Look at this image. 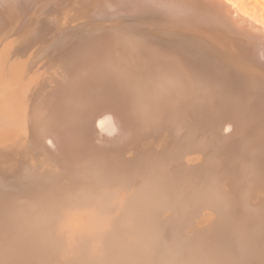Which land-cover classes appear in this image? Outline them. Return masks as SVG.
<instances>
[{"label": "bare ground", "instance_id": "obj_1", "mask_svg": "<svg viewBox=\"0 0 264 264\" xmlns=\"http://www.w3.org/2000/svg\"><path fill=\"white\" fill-rule=\"evenodd\" d=\"M36 1L37 0H0V44L5 43L8 39L10 40L11 37H15V36H17V39L20 42H25V43L27 42V40L32 41L35 39L36 40L38 39V41L39 40L42 41L41 38L46 37L45 32L47 29L50 28L49 26L52 25L53 22L56 23L54 25V27L57 24L60 26V23L62 22V20L64 18H69L70 12L72 13L71 15L73 16V15H76V14H79L82 12L85 13L86 12L85 7H88L90 9V0H51V1L40 0V5L38 8V10H39L38 12H40V14L37 15L36 19L30 20V16H31L30 14H32V16H34V13L32 11L33 7L31 8V6L34 5V2H36ZM63 3H66L67 6L64 5ZM94 3H96V4L98 3V8L96 7L92 11H87V12L92 13V15L95 16V20H97V23L103 21L104 24H101L100 26H98L92 30H90L88 28L90 31H87L83 34H80L79 36H78V34H76L77 36H75V34H73L74 33L73 31H72L73 33L72 32L70 33V31H69V35L64 34L65 36L62 37V36H60L61 33L59 34V32H58V34L54 37V39L48 44H45V43L43 44V42L47 41V39H46V41L44 39L43 42L40 45H38V47L35 50V53L32 57L33 59L30 61V69L27 68V70H26L25 81H24V88H25L24 93L22 94L18 91H16V92L13 91V92H11L13 94L9 93L7 96H0V118H2V119L9 118V120L11 119L12 124L13 123L17 124L18 123L17 120H19V118H21V117L25 118L24 125L27 128V131H26L27 132L26 133L27 139H26V144H25V147H27L26 149L32 150V152L37 153L41 157H44V160L49 161L53 165V167L55 166L56 168L57 167L62 168L70 174L82 175V176H88V177L93 176V175H96V176L99 175V176H102L104 179L106 177H107V179L108 178L110 179V177L113 176L111 178V179H113L115 177L117 178V176H118V178H121V175H124L123 174L124 170H128L130 168L133 169V167H136V165H134V160H133V162H131L132 160H130V158L132 157V155H131L132 151L130 153L131 156H129V155H128L129 157L125 156V152L127 150L128 151L130 150L129 146L131 145L133 148L134 143H136L138 140L142 141V139H145V137L150 136L151 134H152V142H153V140H154L153 136H154V134H156L154 132H156L157 130H159L162 127H168V129H165V131L167 130V133L169 131V127L173 128L171 130L176 131L175 135H177V137L178 136L183 137L181 135V131H182V133H184L183 132L184 129H185V132L188 131L189 126H195L197 128V126L202 122V120L204 121V119H205L206 123H204V122H202V123L206 124L208 126V128L202 124V126H204L206 128V129H202L203 133L204 132L207 133L206 130L208 129V131L210 132L209 136H211V138H214L215 133L218 132V125H219L220 126L219 130H221L220 131L221 135L218 134V136L216 138L217 139L219 138L218 140L221 142L220 144L221 145L223 144L225 146L226 144L228 145V143H233L237 138L238 139L243 138L244 140L247 138L249 140L248 136H250V134L253 132L255 133V129L260 128L261 123L262 122L264 123V22L261 21L260 19L256 18L255 16L251 15L246 10H244L239 2H237L235 0H231V3L229 2V0H94ZM53 4H56V8H54L55 6L54 7L51 6L50 9L46 10L49 5H53ZM54 9H58L57 13L55 11V15L53 14L54 17H52V18L43 17V15L47 14L50 10H54ZM78 16L79 15H77L75 17H78ZM13 20L16 21V25L14 28H11L8 26V24ZM88 20H89V18H88ZM110 20H112V21H110ZM103 22H101V23H103ZM74 24L72 26H74ZM57 26H56V28H58ZM52 28L53 27H51L50 29L53 30L54 28L53 29ZM62 32H63V30H62ZM50 33L51 32H49V34ZM44 34H45V36H44ZM48 35H47V37H48ZM50 37H51V35H50ZM29 44H30V42H29ZM33 44H35V43H33ZM31 45H32V42H31ZM33 47H34V45H33ZM5 48H6V46H5ZM21 48H23V47H21ZM29 50H31V49H29ZM7 53H8V51H7ZM12 53H14V52H12ZM28 53H30V52L28 51ZM11 73H13V72L11 71ZM14 84H16V83H14ZM14 84L7 82L6 86H10V85L12 86ZM17 84H18V82H17ZM1 91L2 90H0V92ZM204 117H206L207 119ZM6 124H8V123L6 122ZM202 126H199V127L202 128ZM193 128H192V130H193ZM163 130H164V128H163ZM202 130L199 129V132L200 131L202 132ZM172 131H171V133L170 132L169 133L172 134ZM199 132L197 131L198 134H199ZM159 133H161V132H159ZM189 133H192V132H189ZM189 133H187L188 134L187 136L184 134L186 136V138L189 136ZM158 134H156V135H158ZM164 134L165 133H163V135ZM172 135H174V133ZM251 136H254V135L251 134ZM164 137H166V136H164ZM167 137H168V135H167ZM195 137H193V139H195ZM154 138H155V136H154ZM202 138H203V136H202ZM173 139L171 138L172 141H173ZM205 139H210V137H208V138L205 137ZM233 139H235V140H233ZM241 139H239V141ZM247 139H246V142L248 141ZM146 140H147V138H146ZM250 140H251V137H250ZM250 140L247 142V144L250 142ZM198 141L200 143V140H198ZM148 142H146V145ZM163 142L161 144H165ZM183 142H185V141H183ZM210 142H212V141H210ZM236 142H238V141H236ZM236 142H234V145ZM246 142H244V143H246ZM157 143H159V142H157ZM169 143H170V141H169ZM169 143L167 145H169ZM173 143H174V141H173ZM188 143L189 142H187V144ZM191 143H192L191 140L189 143L190 145H187L185 142V144L187 145L185 148V151H188L189 147H192L195 150H197L199 148L198 147L196 149V146L199 143H196V144L193 143V145L194 144L196 145L195 148L191 145ZM238 143L242 144L243 142H238ZM250 143H252V141ZM250 143L248 145H245V146H249ZM204 144H207V142L205 141ZM216 144H219V143H216ZM142 145H144V144L142 143ZM173 145H176V144L174 143ZM184 145L182 147H184ZM200 145L203 146V143H201ZM211 145L212 144H210V146ZM23 146H24V144H23ZM152 146H154L153 143L151 145L152 149L147 147V149H145L143 151V155L139 154L137 152V150L134 148L133 149L134 152L138 153V154L137 153L134 154V152H133L134 158H135L136 154L138 155V157H141V155H142L143 156L142 159L140 158L141 160L140 161L138 160V161L139 162H143V160L145 161L146 158H148V156L151 155L150 153L153 150ZM159 146H160V144H159ZM208 146H209V144H208ZM224 146H221V148L222 147L224 148ZM236 146L239 147L240 145H236ZM161 147H162V145H161ZM163 147L165 148V146H163ZM171 147H172V144L170 145V148ZM174 147H176V146H174ZM179 147H177V148H179ZM205 147L206 146L204 145V148ZM215 147L216 146L214 145L212 150L215 149V151H216L217 147L216 148ZM228 147H230V145ZM167 148H168V146H167ZM225 148L228 151L227 146ZM243 148H244V145L242 147H239V149L243 150V151L240 150L239 153L241 151L244 152L245 150L248 149L245 147L246 149L244 150ZM139 150H138L139 152H142L140 148H139ZM168 150H169V148H168ZM198 150H200V149H198ZM219 150L220 149H218V151ZM161 151H163V150L161 149ZM192 151H190V152H192ZM230 151H232V149ZM230 151L228 153H231ZM158 152H160V151H158ZM171 152H173V150ZM182 152H184V150ZM220 152L221 151H219L218 153H220ZM223 152H221V153H223ZM153 153H155V152H153ZM174 153H175V151H174ZM195 153H196V151L194 152V154ZM202 153L204 154L206 152H202ZM207 153H209V152L207 151ZM148 154H150V155H148ZM189 154H191V153H189ZM225 154L226 153H224V156H225ZM30 155H29V157H31ZM38 155L36 157H38ZM165 155H163V156H165ZM169 155H171V154H168V156ZM182 155H183V153H182ZM240 155H241V153H240ZM173 156H172L171 160L169 159L170 162L168 161V169L172 170L173 172L176 171L174 174H180V175H178V176H180V179L183 178V176H185V174L193 173V172H191L192 170L190 169V168H192V165L189 168L190 164L187 165L188 161L184 160V159H187V157L184 158L185 155L183 156V161H181V162H178L179 160L175 159V157L173 158ZM203 156H205V155H203ZM209 156H212V155L208 154L207 157H209ZM234 156H236V154H234ZM247 156H249V154ZM160 157H162V155ZM166 157H167V155H166ZM207 157L205 156V158H207ZM213 157L215 158V155ZM219 157H223L222 154ZM240 157H238V159L237 158L236 159L241 160V159H239ZM244 157H243V159H244ZM211 158H210V160L207 158V161L209 160L208 162H210V161L213 162L215 160V161H218V163H220L223 160L222 159L219 162V159L216 160L217 159L216 158V159L211 160ZM158 159H160V158H158ZM158 159H157V161H158ZM202 159H203V157H202ZM202 159L200 162L201 164H202ZM230 159H228V160L231 161ZM38 160H40V159H38ZM225 160L222 161V163L224 162V164H225ZM262 160H264V158ZM138 161H136V162L138 163ZM166 161L167 160L165 158V162ZM215 161L213 162L214 163L213 165H215V163H216ZM155 162H156V160L154 161L153 158L150 159V157H149V161L145 162V163L149 164L147 166L145 165L149 169V171H151L153 168H156V166H154L156 164ZM159 162L161 163L162 161H159ZM43 163H44V161H43ZM218 163H217V165H218ZM226 163H227V161H226ZM250 163H251V161H250ZM36 164H37V162H36ZM30 165H28V166H30ZM139 165L140 164H137V167H139ZM143 165H144V162H143V164H141V166H143ZM196 165H197V163L194 162L193 169L195 168ZM202 165H204V164H202ZM220 165H218V166L220 167ZM243 165H246V164L244 163ZM251 165H252V163H251ZM161 166H162V164H161ZM237 166H239V165H237ZM246 166H248V165H246ZM32 167H34V166H31L29 168L32 169ZM210 167L212 169V165H210ZM3 168L5 169V167H3ZM9 168L7 167V169H9ZM21 168H19V172L20 173L23 172L25 175L24 174H22V175L26 177L27 176L26 172H28L29 168L26 167V168H28V170L24 169L25 171L27 170L26 172H24V171L21 172L20 171ZM38 168H40V167L38 166ZM165 168H166V166H165ZM224 168L225 167L223 166V171H224ZM228 168L230 169V167H228ZM46 169H48V168H46ZM132 169H131V171H133ZM144 169H146V168L144 167ZM159 169H160V166L158 165L157 170L159 171ZM201 169H203V167ZM248 169L249 168H247L245 170V174L248 172ZM260 169L262 170V168H260ZM220 170H221V168H220ZM225 170H226V168H225ZM32 171H36V170L34 169ZM32 171L30 170L29 173L32 174L31 173ZM230 171H229V174L232 173ZM249 171H251V170L249 169ZM11 172L14 173L13 170ZM11 172H9L8 175H10ZM41 172H43V170L40 171V173ZM140 172H141V170L139 171V174H140ZM194 172H196V174H197V170L196 171L194 170ZM199 172H201V171H199ZM202 172H203V170H202ZM254 172L255 171H253V174H254ZM3 173H4V176L7 178L8 175H6V174L8 172L6 174H5V172H3ZM29 173H28V177H29ZM133 173L134 172H132L130 174H133ZM143 173H145V172L143 171ZM206 173H207V171H206ZM236 173H237V171H236ZM193 174H195V173H193ZM199 174H201V173H199ZM220 174L222 175V173H220ZM225 174H226V172H225ZM227 174H228V172H227ZM232 174H231V176L230 175L229 176L232 177ZM250 174H247V175L250 176ZM18 175H16V177ZM127 175H128V173H127ZM134 175H136V174H134ZM236 175H238V174H236ZM4 176H2V177H4ZM124 176H126V175H124ZM129 176L132 177V175H129ZM156 176L157 175H155L153 177H156ZM160 176H161V174H160ZM201 176H203V175H201ZM206 176H207V174H206ZM25 177H23V179ZM140 177L142 178V176H140ZM153 177H151V181H153L152 180ZM171 177H169V176L166 177V175H164V182H166V183L171 182V181H169V179ZM192 177H194V175ZM207 177H210V176H207ZM222 177H220V179ZM239 177H237V178L240 181ZM251 177H252V174H251ZM20 178H21V174H20ZM173 178H172V180H173ZM252 178H254V177H252ZM255 178H257V177H255ZM3 179H5V178H3ZM14 179H15V177H14ZM16 179L18 180L19 178H16ZM134 179H135V177L133 179H130V180L128 179V180L133 181ZM142 179H144V177ZM149 179H150V177H149ZM183 179H184L183 181H185V178H183ZM189 179H190V177H189ZM224 179L225 178H222V180H224ZM5 180L4 181L0 180V195H3L2 193L6 192L5 189L10 188L8 190H12V188H16V187L19 188V186L23 187V186H26V184H28V182L26 184L24 183L26 181H23L21 183H17V182H13L15 180L12 179L13 183H10L11 180L8 179L9 182H8V180H7V182ZM26 180L28 181V178ZM29 180H30V178H29ZM95 180H96V178H95ZM123 180H124V178H123ZM191 180L194 181L193 178ZM241 180H243V179H241ZM132 181H131V184H132ZM145 181H146L145 183H147V181H150V180L145 179ZM154 181L159 182L157 179ZM236 181H237V179H236ZM249 181L250 180L248 179L247 180V187L245 186V188H244L245 189L244 190L245 195H247V193L251 194V192L253 191V190H250L251 192H249V187H248ZM257 181H258V183L260 182L259 180H257ZM110 182H111V180H110ZM125 182H128V181L126 180ZM125 182L122 181V185ZM133 182L135 184L134 186H136L138 184L143 183V180L141 183H137V184L135 183V181H133ZM157 182H155V183H157ZM218 182H220V181H218ZM233 182H234V180H233ZM241 182H244V181H241ZM31 183H32V181H31ZM60 183H62V182H60ZM100 183H101V181H100ZM148 183H150V182H148ZM148 183H147V186H148ZM212 183L213 182L207 180V182L205 183L206 184L205 187L207 186L206 188L203 187V184L200 187H199V185H196L195 183L194 184L196 185V187H194V186L187 187L188 185L184 184L186 186L187 190L186 191L184 190L185 191L184 194L183 193L181 194V195H183L182 198L184 200H185V198H186V200L189 198L190 202L194 201L193 204L194 203L199 204L202 199H208L211 201H217L215 199H219V198L223 199L224 197L222 196V194H219L218 193L219 191L217 192L216 187H214V185H212ZM238 183H240V182H237V185L239 186ZM17 184H20V185H17ZM33 184H35V183L33 182ZM83 184H84V182H83ZM108 184H113V183H108ZM227 184L229 186L230 183L227 182ZM152 185H149V186L151 187ZM156 185L158 186V184H156ZM184 185H183V187H184ZM190 185H192V181H191ZM216 185H218V184H216ZM30 186L28 185L26 187H23L21 190H24V188L26 190L32 189L31 188L32 186L31 187ZM35 186H36V188H39V191H42V190L46 189L47 184H45L43 182H39V184L37 183V185H35ZM35 186H33V187H35ZM143 186H144V184H143ZM159 186L157 188H159ZM233 186H232V189H233ZM242 186H243V184L241 185V187ZM73 187H75V186H73ZM92 187H94V186H92ZM104 187H102V188H104ZM106 187H107V185H106ZM121 187H119V188H121ZM139 187H140V185H139ZM18 188H16V191ZM78 188H80V187H78ZM203 188L206 189L205 190L206 192L203 190ZM219 188H218V190H219ZM262 188L260 187L259 189H262ZM53 189L55 190V188H53ZM115 189H116V186H115ZM169 189H170V187H169ZM250 189H251V186H250ZM19 190H20V188H19ZM108 190H109V188L106 191H108ZM111 190L112 189L110 187L109 192H111ZM138 190H139V188H138ZM144 190H145V188H144ZM60 191H58V192H60ZM231 191H229V192H231ZM23 192L25 193V191H23ZM32 192H33V190H32ZM66 192H68V191H66ZM115 192H117V191H115ZM159 192H160V190H159ZM223 192H225V190ZM235 192H237V190ZM6 193H8V192H6ZM6 193L2 197L0 196V204L5 201V199H6L5 196L7 195ZM18 193H17V195H19ZM105 193H107V192H105ZM227 193L228 192H226V194ZM11 194L14 195L13 193H11ZM46 194H48V193H46ZM54 194L55 193H53V195ZM98 194H101V193H98ZM102 194H104V193H102ZM139 194H140V191H139ZM9 195H10V193H9ZM9 195H8V197H10ZM28 195H29V193H28ZM36 195H38V194H36ZM110 195L111 194H109V196ZM134 195L136 197V193ZM150 195H152V193ZM234 195H237V193ZM258 195H260V194H258ZM69 196H72V195L70 194ZM87 196H89V195H87ZM237 196H236V198H237ZM14 197L16 198V196H14ZM17 197L19 198V196H17ZM115 197H117V196H115ZM129 197H131V196H128L127 198H129ZM142 197H144V196H142ZM260 197H259V200H262ZM70 198H72V197H70ZM77 198L79 199V197H77ZM89 198H87V199H89ZM118 198H120V197H118ZM136 198H138V197H136ZM232 198L234 199L235 197H232ZM232 198H230V196H229L228 200L231 201ZM238 198L239 199H237V202L234 201V203L235 202L237 203V206H238V203L240 202V196ZM177 199L178 198L175 197V199L172 200L171 204L172 203L176 204L175 202H177ZM180 199L181 198H179V202H180ZM225 199H223L222 201H224ZM249 199H251V198L249 197ZM17 200H20V199H17ZM17 200H16V202H17ZM60 200L61 199H59L58 201H60ZM66 200L63 202H65L67 204L69 201L67 200L68 201L67 202ZM93 200H94V198L92 197V201ZM105 200H108V199H105ZM118 200L121 201L120 199H118ZM238 200H239V202H238ZM242 200H244V198ZM74 201H76V199L73 200V202ZM78 201H80V200H78ZM97 201H98V198L95 202L93 201L95 203L94 205H96ZM100 201L101 200H99V203H100ZM110 201H112V200H110ZM244 201H246V200H244ZM250 201L251 200H249V202ZM23 202L25 204L26 200ZM70 202H71V200H70ZM82 202H83V200H82ZM90 202H91V200H90ZM132 202H133V200H132ZM134 202H135V199H134ZM249 202L247 200V202L245 204L248 205L247 203H249ZM7 203H5V206L6 205L9 206V204H7ZM9 203H10V200H9ZM39 203H38V205H39ZM101 203H103V202H101ZM135 203H137V201ZM182 203H184V202H182ZM236 203H235V205H236ZM11 204H10V207L14 203L12 205ZM26 204H28V203H26ZM49 204H51L53 206V204H55V201L53 204L52 203H49ZM77 204L79 205V203H77ZM110 204L111 203L109 202V205ZM242 204L243 203L241 202L240 207ZM89 205H91V204H89ZM112 205H113V202H112ZM116 205H114V207ZM121 205L122 204L118 205V209H121V207H119ZM229 205L230 204H228V206ZM231 205H233V203ZM1 206H2V204H1ZM1 206H0V214L4 215V213L7 212V206L6 207H1ZM14 206H15V204H14ZM31 206H33V205H31ZM40 206H39V208H40ZM71 206L72 205H70V206L68 205V207H67L69 209L68 211L71 210L70 209ZM237 206H235V207H237ZM27 207H29V205ZM73 207H74V204H73ZM85 207H87V206L85 205ZM243 207L244 206H242L241 208H243ZM249 207H250V205H249ZM12 208H13V206H12ZM33 208H35V207H33ZM64 208H66V207L64 206ZM67 208H66V210H67ZM94 208H95V206H94ZM97 208H102V207L97 206ZM103 208H105V207L103 206ZM168 208H169V206H168ZM203 208H205V207H203ZM203 208H201V209L203 210ZM206 208H208V206ZM231 208H233V207H231ZM261 208H263V207H260V209ZM35 209L38 210V207ZM35 209H33L32 211H35ZM75 209L77 210V208H75ZM80 209H82V208H80ZM91 209H92V207H91ZM112 209H114V208H112ZM25 210H27V209H25ZM28 210H31V209H28ZM44 210H46V209H44ZM48 210L50 211V208ZM60 210H63V209H60ZM83 210H85V209H83ZM87 210H88V208H87ZM102 210H104V209H102ZM117 210H115V211H117ZM131 210H132V208H131ZM226 210H228V209H226ZM256 210H258V208ZM32 211H30V212H32ZM68 211H66V212H68ZM75 211H73V213ZM86 211L84 212V214L86 213ZM93 211H95V210H93ZM98 211H99V209H98ZM112 211H114V210H112ZM112 211H110V212H112ZM115 211H114V213H115ZM134 211H135V209H134ZM228 211H230V210H228ZM8 212L10 214V212H13V209H12V211L9 210ZM78 212H80V211H78ZM95 212H97V211H95ZM124 212H126V211H123V213ZM150 212H152V211H150ZM231 212H232V210H231ZM239 212H241V211H239ZM16 213L19 214L18 212H16ZM22 213H20V216L24 215ZM71 213H72V210H71ZM73 213H72V217H73ZM89 213H90V211H89ZM98 213H96V214L98 215ZM107 213H109V212H107ZM145 213H149V212L145 211ZM48 214L49 213H46V215H48ZM60 214H62V213L59 212V215ZM112 214H113V212H112ZM171 214H172V212H171ZM213 214L215 215V213H213ZM223 214H224L223 212L220 213L221 216ZM241 214H245V213H241ZM11 215H15V213L14 214L11 213ZM53 215H54V213H53ZM53 215L51 216L52 218L55 217V216L53 217ZM86 215H88V213L85 214V216ZM93 215H91V216L93 217ZM104 215H105V213H104ZM114 215H116V213ZM139 215H141V214H139ZM245 215H244V219H245ZM255 215L256 214H254V216ZM0 216L2 218V215H0ZM8 216L10 217V215H8ZM25 216H26V214H25ZM27 216H28V214H27ZM69 216H70V214H69ZM69 216H65V217L68 218ZM105 216H107V215H105ZM119 216H121V215H119ZM125 216L122 215V217H124V219H125ZM130 216H132V215H130ZM209 216H211V215H209ZM14 217H13V219L19 218V217L18 218H16V217L14 218ZM79 217L80 216H78V218ZM134 217H136V214ZM240 217L241 216H239V218ZM258 217H260V216H258ZM3 218H6V220H7L6 216ZM3 218H2V220H3ZM21 218H22V216H21ZM21 218H20V220H21ZM61 218H64V215H62ZM66 218H64L65 220L64 219H62V220L66 221ZM94 218H92V219H94ZM96 218H97V216H96ZM98 218L100 221H103L102 217L101 218L98 217ZM56 219L58 221V217ZM95 219L93 220V224H94V221H96ZM112 219H114V218L112 217ZM124 219H123V221H124ZM134 219L135 218H133V220ZM215 219H216V221H218L217 218H215ZM236 219H234V221H236ZM246 219H247V216H246ZM258 219L259 218H257L256 220H258ZM46 220H47V218H46ZM109 220L107 222H109V227H110V225H113L114 222H113V224H110ZM116 220H117V217H116ZM130 220H131L130 223H132V219H130ZM8 221L11 222V220H8ZM26 221H27L26 224H28V220H25L24 222H26ZM33 221H34V219H33ZM52 221H54V220H52ZM129 221H127L128 226L131 225V224L129 225ZM216 221H213V222H216ZM229 221H231V220H228V222ZM242 221L243 220H241V222ZM12 222L14 224L15 220L14 221L12 220ZM34 222H35L34 224H36L38 226V223L36 221H34ZM97 222L98 221L95 222L96 226H98V223H99V222L98 223ZM104 222H106V221L104 220ZM104 222H103V224H104ZM136 222L133 221V223H136ZM148 222H150V220H148ZM66 223L67 222H65V225H66ZM89 223L90 222L88 221V225H89ZM142 223H143V221H142ZM217 223H219V221L216 222V225H217ZM240 223L238 222V225H240ZM250 223H251V221H250ZM2 224L7 225V222L2 223ZM16 224H18V222ZM44 224H47V223H44ZM90 224H92V223H90ZM105 224L107 225V223H105ZM200 224H199V226H200ZM210 224H211V222H210ZM10 225H9V227H12L10 230H12L13 226H15V224L13 226H10ZM19 225H18V227H19ZM61 225L63 227L64 223ZM61 225L59 224L57 226L61 227ZM84 225H87V224H84ZM122 225H124V223ZM141 225H143V224H141ZM228 225H230V224H228ZM16 226L14 227L15 229L17 228ZM30 226L28 229L30 231H32L31 230L32 228ZM37 226H35V227L37 228ZM102 226L103 225L101 224V228H102ZM117 226L114 225V227H116V228H117ZM0 227H2L0 230L3 229L1 231L2 233H3L4 229L6 231V229L8 228L6 226H5L6 227L5 228L4 226H1V225H0ZM24 227L26 228V226H24ZM33 227H34V225H33ZM68 227H70V225ZM111 227H113V226H111ZM125 227H124V232H125V229H127ZM136 227H137V229L141 228L139 226H136ZM194 227H195V225H194ZM53 228H51V229H53ZM83 228L84 227H82V230H83ZM97 228H99V226ZM118 228H122V227H118ZM142 228H143V226H142ZM144 228H146V227L144 226ZM213 228L214 227H212V229ZM69 229L70 228H68V230ZM108 229L109 228H107V230ZM73 230H74V228H73ZM73 230L71 232H73ZM77 230L78 229H76V232H77ZM90 230H92V227ZM110 230H111V232L115 231V230H112V228L109 229V231ZM121 230L123 233V228ZM121 230H120V232H121ZM213 230H215V229H213ZM239 230H241V229H239ZM14 231H16V230H13V233H14ZM25 231H27V230H25ZM43 231H45V230H43ZM47 231H49V230H47ZM53 231H56V230H53ZM59 231H60V229H59ZM96 231H98V230H96ZM96 231H94V232H96ZM101 231H103V230H101ZM117 231H119V230H117ZM127 231H128V229H127ZM133 231L134 230H132V233H133ZM207 231L209 232V230H207ZM37 232L39 233L38 230H37ZM69 232H70V230H69ZM79 232H81V231H79ZM79 232H78V235H76V237L79 236ZM83 232H87V231H83ZM120 232H116V234L120 233ZM130 232H131V230H130ZM13 233H12V236L14 237L15 234H13ZM21 233L19 232V234H21ZM33 233H34V231H33ZM99 233H101V232H99ZM128 233L126 235H128ZM136 233L134 235L138 234V233L137 234ZM212 233H213V231H212ZM212 233H211V235L213 236L214 233L213 234ZM226 233H227V231H226ZM25 234H27V233H25ZM34 234H36V232ZM42 234H43V232H42ZM74 234H75V232H74ZM142 234L144 235V233H142ZM48 235L49 234H47V236ZM94 235H95V233H94ZM112 235H113V232H112L111 236ZM119 235H117V237H115V241H116V238H119L118 237ZM129 235H130V233H129ZM140 235H138V238L141 237ZM26 236L28 237V235H26ZM41 236L43 237V235H41ZM73 236H75V235H73ZM102 236H105V235H102ZM51 237L52 238H50V237L49 238L52 240L51 243H53V239H55V238H53V236H51ZM84 237L86 238V236H84ZM95 237H97V236H95ZM109 237H107V238H109ZM198 237H199V235H198ZM237 237H239V236H237ZM49 238H48V240H49ZM72 238H74V237H72ZM112 238L113 237H111V239ZM0 239L3 242L1 235H0ZM5 239L7 241V238H5ZM104 239L106 241V238H104ZM130 239L132 240L131 236H130L129 240ZM142 239L143 238H141L140 240H142ZM144 239H145V237H144ZM32 240H34V239L32 238ZM73 240L76 241L75 239H73ZM102 240H103V237H102ZM118 240H120V239H118ZM118 240L115 242V246H116V243L118 242ZM121 240H123V238H121ZM129 240H128V242H129ZM12 241H13V239H12ZM125 241H127V240H125ZM125 241H124V243H126ZM185 241H186V239H185ZM78 242H80V240ZM93 242H95V240ZM157 242H155V243H157ZM38 243L40 244L39 241H38ZM47 243H48V241H47ZM102 243L105 244L104 241ZM227 243H229V242H227ZM17 244H19V243H17ZM24 244H25V242H24ZM113 244H112V247H114ZM118 244L121 245L120 242ZM132 244H134V243H132ZM1 245L3 247L4 243H2ZM30 245H32V243ZM88 245H89V242H88ZM106 245H107V243H106ZM123 245L128 246V243L123 244ZM145 245H144V247H145ZM211 245H212V243H211ZM258 246H259V244H258ZM128 247H130V246H128ZM132 247H133V245H132ZM134 247H136V246H134ZM202 247H204V246L202 245ZM18 248H20V247H18ZM18 248L16 247V250ZM118 248H119V246H118ZM118 248H116V249H118ZM196 248L198 249V247H196ZM4 249H2V250H4ZM75 249H76V247H75ZM100 249H102V248H100ZM108 249H109V251H111L110 247H108ZM134 249H130V250H134ZM155 249H153V251ZM20 250H21V248L19 249V251ZM81 250H83V249L81 248ZM81 250H80V252H81ZM84 250H85V248H84ZM88 250H89V248H88ZM90 250H92V248H90ZM228 250H230V249H228ZM5 251L3 253L4 255H6ZM41 251H44V250H41ZM77 251H79V250H77ZM116 251H118V250H116ZM120 251H123V250H120ZM127 251L128 250H126L125 252H127ZM153 251H151V252L153 253ZM158 251H159V249H158ZM0 252H1V248H0ZM49 252H50V250H49ZM129 252L132 253V251H129ZM139 252H141V251L139 250ZM11 253H12V251H11ZM19 253L21 254V252H18V257H19ZM117 253H119V252H117ZM233 253H234V251H233ZM1 254H2V252H1ZM122 254L123 253H121L120 255L122 256ZM147 254H149V253L147 252ZM216 254H217V251H216ZM263 254H264V250H261L258 255L264 256ZM8 255H9V253H8ZM22 255H25V254H22ZM130 255L131 254H129V256ZM228 255H230V253ZM9 256H11V254ZM36 256H39V255H36ZM232 256H234V255H232ZM232 256H230V257H232ZM251 256H253V255H251ZM5 257L7 258V255ZM13 257L17 258L15 256H13ZM117 257L120 258V256H117ZM125 257L127 258V255ZM125 257H124V259H125ZM153 257H154V259L156 258L155 255ZM28 258H29V256H28ZM219 258H221V256ZM0 259H1V255H0ZM12 259L9 258L8 262L7 261L6 262L8 264H10L9 260H11L14 263V261H16V260L14 259V261H13ZM18 259H17V262H18ZM154 259H153V261H154ZM206 259H207V256H206ZM233 259H234V257H233ZM2 260H4V258ZM22 260L23 259H21L19 261H22ZM168 260H169V258H168ZM249 260H251L250 254H249V252H247V253H244L242 259L239 258L238 260L235 261L236 263L234 262L232 264H248ZM38 261H39V259H38ZM60 261L61 260H59V262ZM117 261H118V259H117ZM119 261H121V260L119 259ZM122 261H121V263H122ZM133 261H135V260L133 259ZM155 261H157V259ZM34 262H35V260H34ZM128 262H127V264H128ZM225 262H226V260H225ZM24 263H25V261H24ZM137 263H139V262H137ZM1 264H3L2 261H1ZM38 264H40V262ZM46 264H48V263H46ZM60 264H61V262H60ZM124 264H126V262Z\"/></svg>", "mask_w": 264, "mask_h": 264}, {"label": "rangeland", "instance_id": "obj_2", "mask_svg": "<svg viewBox=\"0 0 264 264\" xmlns=\"http://www.w3.org/2000/svg\"><path fill=\"white\" fill-rule=\"evenodd\" d=\"M46 1H51V0H46ZM235 1H237V2H239L240 3V5L242 6V8L244 9V10H246L247 12H249L251 15H253V16H255L256 18H258V19H260L261 21H263L264 22V0H235ZM64 5H66L67 6V4L66 3H63ZM39 5H40V0L38 1H36V2H34V5H32L31 6V8L33 7V13H34V16H32V14H30L29 16H30V20H34V19H36L37 18V15H39L40 14V12H38L39 10H38V8H39ZM51 6L52 7H54V8H56V4H53V5H49L48 7H47V9L46 10H48V9H50L51 8ZM98 8V3L96 4V3H94V0H90V9L88 8V7H85V13H79V14H76V15H71L72 13L70 12L69 13V18H64L63 20H62V22L60 23V26L58 25H56L58 28H56V26L54 27V25L56 24V23H54L53 22V24L52 25H50L49 27L51 28V27H53L52 29L53 30H51L50 28L49 29H47L46 30V32H45V34H46V37H47V35L49 34V32H51L49 35H48V37L46 38V37H42L41 38V40L42 41H38V39L36 40H27V44L25 43V42H20L18 39H17V36H15V37H11L10 38V40L8 39L5 43H2V44H0V90H2L1 92H0V96H7L9 93L10 94H13V93H11V92H13V91H18V92H20V93H24V81H25V75H26V70H27V68H29L30 69V61L33 59L32 57H33V55H34V53H35V50H36V48L38 47V45H40L42 42H43V40L45 39V41H46V39H47V41L46 42H43V44L45 43V44H48V43H50L53 39H54V37L58 34V32H59V34H60V36H62V37H64L65 35H69V31H70V33L72 32L73 34H75V36H77L76 34H78V36L80 35V34H83V33H85V32H87V31H90V30H92V29H94V28H96V27H98V26H100L101 24H104V22L103 21H101V22H103V23H101V22H99V23H97V20H95V16H93L92 15V13H89V12H87V11H92L94 8ZM55 11H56V13H57V11H58V9H54V10H50L47 14H45V15H43V17H46V18H52V17H54V15H55ZM49 14V15H48ZM54 14V15H53ZM77 15H79L78 17H75V16H77ZM48 16V17H47ZM50 16V17H49ZM75 17V18H74ZM95 21H93L91 18ZM79 18V19H78ZM84 18V19H83ZM88 18H89V20H88ZM82 19V20H81ZM71 20V21H70ZM79 21V22H78ZM93 21V22H92ZM110 21H112V20H110ZM13 22V23H12ZM78 22V23H77ZM86 22V23H85ZM89 22V23H88ZM91 22V23H90ZM106 22V21H105ZM74 24V26H72L73 24ZM82 23V24H81ZM78 24V25H77ZM88 26H87V25ZM14 25V26H13ZM15 25H16V21L15 20H13V21H11L9 24H8V26L9 27H11V28H14L15 27ZM70 26V27H69ZM76 26V27H75ZM81 26V27H80ZM83 26V27H82ZM67 27V28H66ZM69 27V28H68ZM86 27V28H85ZM77 28V29H76ZM90 30H89V29ZM72 29V30H71ZM86 29V30H85ZM62 30H63V32H62ZM67 30V31H66ZM75 30V31H74ZM53 31V32H52ZM77 32V33H76ZM67 33V34H66ZM45 34H44V36H45ZM65 34V35H64ZM50 35H51V37H50ZM14 39V40H13ZM50 40V41H49ZM29 42H30V44H29ZM31 42H32V45H31ZM38 42V43H37ZM22 43V44H21ZM33 43H35V44H33ZM12 44V45H11ZM19 45V46H18ZM32 47H31V46ZM33 45H34V47H33ZM5 46H6V48H5ZM23 47V48H21V47ZM12 47V48H11ZM19 47V48H18ZM18 50H17V49ZM29 49H31V50H29ZM8 51V53H7V51ZM18 51V52H17ZM28 51L30 52V53H28ZM12 52H14V53H12ZM27 52V53H26ZM19 53V54H18ZM15 55V56H14ZM28 55V56H27ZM19 58H18V57ZM17 66V67H16ZM11 71L13 72V73H11ZM13 81V82H12ZM7 82L8 83H16V84H14V85H10V86H6L7 85ZM17 82H18V84H17ZM3 85V86H2ZM204 118H206V117H204ZM207 119V118H206ZM24 120H25V118L24 117H21V118H19V120H17L18 121V123L16 124H12V121H11V119L9 120V118H6V119H2V118H0V180H2V181H4L5 179V181L7 182V180L9 179V180H11L10 181V183H13V182H17V183H21V182H23V181H26V182H24L25 184L28 182V184H26V186H30L31 184V188L32 189H25L24 188V190H21L23 187H26V186H23V187H20L19 186V188H20V190H19V188L18 187H16V188H18L17 189V191H16V188H12V190H8V189H10V188H8V189H5L6 190V192H8V193H6V192H4V193H2L3 195L6 193L7 195V197L5 196V198L7 199H5L4 197V199H5V201L3 202V203H1L2 204V206H1V204H0V206L1 207H6L5 206V203H7V204H9V206H7V212L6 213H4V215L3 214H0V215H2V218L3 217H7V220H6V218H3V220H2V218H1V216H0V225L1 226H6V227H8L7 229H6V231H5V229H4V231H3V233L1 232L2 230H0V235H1V238L3 239V242H2V240L0 239V248H1V252H2V254H1V252H0V255H1V259H0V264H1V261H2V263L3 264H8L7 262H8V259L10 258V259H12L13 261H14V259L16 260V261H14V263L11 261V260H9V262H10V264H38L39 262H40V264H46V263H48V264H60V262H61V264H67L69 261V263L68 264H124L125 262H126V264H127V262H128V264H232V263H234L236 260H238L239 258H241L242 259V257H243V255H244V253H247V252H249V254H250V258H251V260H249V262H248V264H258L259 262L261 263V264H264V256H259L258 254L260 253V251L261 250H264V160H262L263 158H264V123L262 122L261 123V126H260V128H256L255 129V133L253 132V133H251L252 135H254V136H251V134H250V136H248V138H249V140H250V137H251V140H250V142L252 141V143H250V145L249 146H245V145H248L247 144V142L249 141L247 138V142H246V139L244 140L243 138V140L241 139V138H239V139H241L240 141H239V139L237 138L236 140L235 139H233V140H235L234 142H236V141H238V142H243L242 144L244 145V150L246 149V148H248L247 150H245L244 152H242L243 150L242 149H239V147H242L243 145L241 144V143H238V142H236L235 143V145H234V142L233 143H228V145L226 144L225 146L222 144H220L221 142L216 138L217 136H218V134L219 135H221L220 134V131L221 130H219L220 129V126L218 125V132L217 133H215V137L214 138H211V136H209L210 135V132L208 131V129L206 130V132L207 133H203V130L202 129H206L205 127H207L208 128V126L206 125V124H203L202 122H204V123H206L205 121V119H204V121L202 120V122L197 126L196 124V126H197V128L195 127V126H189V129H188V131H186L185 132V129L183 130V132L184 133H182V131H181V135L183 136V137H177V135H175V133H176V131L175 130H171V129H173V128H170L169 127V131H168V133H167V130L165 131V129H168V127H162V128H160L159 130H157L156 132H154V133H156V134H158L159 132H163V133H165L164 135H163V133L161 134V133H159L158 135H156V134H154V136H155V138H154V136H153V142H152V134L150 135V136H147V137H145V139H142V141L141 140H138L136 143H134L133 144V148H132V146L130 145L129 146V151L127 150L126 152H125V156H131L132 155V157L130 158V160H132L131 162H133V160H134V165H136V167H133V169L132 168H130V169H128V170H124V172H123V174L124 175H126V176H124V175H121V178H118V176H117V178L115 177V178H113V179H111L113 176H111L110 177V179L108 178L107 179V177L104 179L102 176H99V175H93V176H90V177H88V176H82V175H73V174H70V173H68V172H66L64 169H62V168H56L55 166L53 167V165L49 162V161H47V160H44V157H41L40 155H38L37 153H35V152H32V150H29V149H26L27 147H25V144H26V139H27V135H26V131H27V128H26V126L24 125ZM22 121V122H21ZM6 122L8 123V124H6ZM23 123V124H22ZM11 124V125H10ZM202 124L205 126H202ZM5 125V126H4ZM23 125V126H22ZM199 126H202V128L201 127H199ZM193 128V130H192V128ZM163 128H164V130H163ZM191 129V130H190ZM199 129L200 130H202V132L200 131L199 132ZM171 131H172V134L174 133V135H172V134H170L171 133ZM197 131L199 132V134L197 133ZM158 132V133H157ZM170 132V133H169ZM189 132H192V133H189ZM194 132V133H193ZM167 133V134H166ZM187 133H189V136L186 138V136L188 135ZM186 136H185V135ZM195 134V135H194ZM203 136V138H202V136ZM208 134V135H207ZM217 134V135H216ZM167 135H168V137H167ZM195 137V139H193V137ZM200 135V136H199ZM160 136V137H159ZM164 136H166V137H164ZM25 137V138H24ZM150 137V138H149ZM205 137H210V139H205ZM146 138H147V140H146ZM161 138V139H160ZM165 138V139H164ZM171 138L173 139V141H174V143L176 144V145H173L174 143H173V141L171 140ZM185 140H184V139ZM189 138V139H188ZM192 138V139H191ZM203 140H202V139ZM256 138V139H255ZM157 139V140H156ZM163 139V140H162ZM179 139V140H178ZM187 139V140H186ZM253 139V140H252ZM256 141H255V140ZM145 140V141H144ZM156 140V141H155ZM159 140V141H158ZM178 140V141H177ZM190 140H191V145L195 148V144L196 143H199V141L198 140H200V143L199 144H197V146H196V149L198 148V149H200V150H195V149H193L192 147H189V149H188V151H185V148H186V146L187 145H190L189 143H190ZM193 140V141H192ZM202 140V141H201ZM212 141V142H210V141ZM214 140V141H213ZM25 141V142H24ZM149 141V142H148ZM155 141V142H154ZM163 143H165V144H161L162 142ZM169 141H170V143H169ZM178 143H177V142ZM183 141H185L186 142V144H187V142H189L187 145L185 144V142H183ZM196 141V142H195ZM205 141L207 142V144H204L205 143ZM217 141V142H216ZM146 142H148L147 143V145H146ZM157 142H159V143H157ZM181 142V143H180ZM210 142V143H209ZM244 142H246V143H244ZM142 143L144 144V145H142ZM151 143V144H150ZM152 143H153V145L155 146H152L153 147V150H152V152L150 153V154H148V155H150V156H148V158H146V160L144 161L143 160V162H144V165L143 166H141V164H143V162H139L141 159H142V155H143V151L145 150V149H147V147L148 148H151V145H152ZM169 143V145H167ZM183 143V144H182ZM193 143H195L194 145H193ZM201 143H203V146H201L200 144ZM214 143V144H213ZM216 143H219V144H216ZM23 144H24V146H23ZM139 144V145H138ZM141 144V145H140ZM159 144H160V146H159ZM172 144V147L170 148V145ZM180 144V145H179ZM182 144V145H181ZM185 144V145H184ZM208 144H209V146H208ZM210 144H212L213 146L215 145L216 147V151H215V149H213L212 150V148H213V146L211 145L210 146ZM136 145V146H135ZM161 145H162V147H161ZM184 145V147H182ZM199 145V146H198ZM204 145L206 146L205 148H204ZM224 146V148L222 147L221 148V146ZM230 145V147H228ZM236 145H240L239 147L238 146H236ZM242 145V146H241ZM145 146V147H144ZM158 146V147H157ZM163 146H165V148L163 147ZM167 146H168V148H169V150H168V148H167ZM174 146H176V147H174ZM180 146V147H179ZM227 146V148H228V151H227V149L225 148ZM132 149H131V148ZM137 147V148H136ZM177 147H179V148H177ZM202 147V148H201ZM219 147V148H218ZM246 147V148H245ZM136 149L137 150V152L139 153V154H142L141 155V157H138V153L137 152H134V150L133 149ZM139 148L141 149V151L142 152H139L140 150H139ZM155 148V149H154ZM183 148V149H182ZM152 149V148H151ZM161 149L163 150V151H161ZM181 149V150H180ZM213 151H211V150ZM218 149H220L219 151H221V152H223V153H218L219 151H218ZM225 149V150H224ZM232 149V151H230ZM237 151H236V150ZM139 150V151H138ZM156 150V151H155ZM160 151V152H158V151ZM173 150V152H171ZM184 150V152H182ZM187 150V149H186ZM193 150V151H192ZM240 150H242L240 153H241V155H240V153H239V151ZM259 150V151H258ZM31 153H30V152ZM131 151H132V153H131ZM165 151V152H164ZM174 151H175V153H174ZM190 151H192V152H190ZM196 151V153L194 154V152ZM198 151V152H197ZM206 152V153H202V152ZM207 151L209 152V153H207ZM215 151V152H214ZM218 151V152H217ZM231 152V153H228V152ZM248 151V152H247ZM133 152H134V154L135 153H137L136 155H135V158H134V156H133ZM153 152H155V153H153ZM168 152V153H167ZM177 152V153H176ZM187 152V153H186ZM28 153V154H27ZM35 153V154H34ZM130 153H131V155H130ZM182 153H183V155H182ZM185 153V154H184ZM189 153H191V154H189ZM202 153V154H201ZM224 153H226L225 154V156H224ZM244 153V154H243ZM246 153V154H245ZM27 154V155H26ZM31 154V155H30ZM33 154V155H32ZM160 154V155H159ZM167 155V157H166V155ZM168 154H175L174 156H173V158L175 157V159H178L179 161L178 162H181V161H183V156H184V158H186L187 157V159H184L185 161H188L187 162V165L188 164H190L189 165V168L191 167V165H192V168H190L191 170V172H193V173H195L196 174V172H194V170L196 171L197 170V174L195 175V174H193V173H189V174H185V176H183V178H185V181H183L184 179L183 178H181L180 179V176H178V175H180V174H174L176 171H172V170H170V169H168V161H169V159L171 160V158H172V156L171 155H169L168 156ZM188 154V155H187ZM208 154L210 155H212V156H209L210 158H211V160L212 159H216V160H218L219 159V162L222 160V161H224L226 158V160H225V164H224V162L222 163V161L220 162V163H218V161H215L216 163H215V165H213L214 163V161L213 162H208L209 160H210V158L209 157H207L208 156ZM215 155V158L213 157L214 155ZM218 154V155H217ZM221 154H222V156L223 157H219V156H221ZM234 154H236V156H234ZM249 154V156H247ZM262 154V155H261ZM26 155V156H25ZM29 155L31 156V157H29ZM38 155V157H36ZM162 155V157H160ZM163 155H165V156H163ZM178 157H177V156ZM180 155V156H179ZM201 155V156H200ZM203 155H205L209 160L207 161V158H205V156H203ZM230 157H229V156ZM239 155V156H238ZM34 156V157H33ZM40 156V157H39ZM128 156V157H129ZM152 156V157H151ZM217 156V157H216ZM241 156V157H240ZM245 156V157H244ZM149 157H150V159H152L153 158V160L155 161L156 160V164L154 165V166H156V168H153L151 171H149V169L146 167L147 165H149L148 163H145L146 161H149ZM169 157V158H168ZM177 157V158H176ZM202 157H203V159H202ZM219 157V158H218ZM229 157V158H228ZM238 157H240L239 159H241V160H237L238 159ZM243 157H244V159H243ZM249 157V158H248ZM257 157V158H256ZM17 158V159H16ZM37 158V159H36ZM133 158V159H132ZM141 158V159H140ZM158 158H160V159H158ZM165 158H166V162H165ZM225 158V159H224ZM231 158V159H230ZM235 158V159H234ZM237 158V159H236ZM38 159H40V160H38ZM46 159V158H45ZM157 159H158V161H157ZM197 159V160H196ZM201 159H202V164H204V165H202L200 162H201ZM206 159V160H205ZM228 159H230L231 161H229ZM234 159V160H233ZM249 161H248V160ZM261 159V160H260ZM37 162V164H36V162ZM38 160V161H37ZM138 161V163L136 162V161ZM40 161V162H39ZM42 161V162H41ZM43 161H44V163H43ZM152 161V160H151ZM159 161H162L161 163L159 162ZM197 161V162H196ZM207 161V162H206ZM226 161H227V163H226ZM233 161V162H232ZM235 161V162H234ZM247 161V162H246ZM250 161H251V163H252V165H251V163H250ZM263 161V162H262ZM39 162V163H38ZM170 162V161H169ZM194 162L195 163H197V165L195 166V168L193 169V166H194ZM230 162V163H229ZM43 163V164H42ZM211 163V164H210ZM217 163H218V165H220L221 163L223 164H221L220 165V167L217 165ZM232 163V164H231ZM236 163V164H235ZM246 164V165H248V166H246V165H243V164ZM24 164V165H23ZM30 165V166H28V165ZM137 164H140L139 165V167H137ZM161 164H162V166H161ZM231 164V165H230ZM251 166H250V165ZM256 164V165H255ZM262 164V165H261ZM45 165V166H44ZM146 165V166H145ZM160 166V169H159V171L157 170V166ZM208 165V166H207ZM210 165H212V169H211V167H210ZM230 167V169L227 167ZM237 165H239V166H237ZM31 166H34V167H32V169L31 168H29V167H31ZM38 166L40 167V168H38ZM165 166H166V168H165ZM200 166V167H199ZM206 166V167H205ZM218 166V167H217ZM222 166V167H221ZM223 166L226 168V170H225V168H224V171H223ZM232 166V167H231ZM237 166V167H236ZM243 166V167H242ZM3 167H5V169L3 168ZM7 167L9 168V169H7ZM15 167V168H14ZM18 167V168H17ZM22 167V168H21ZM26 167H28L29 168V170H28V168H26ZM36 167V168H35ZM144 167L146 168V169H144ZM203 167V169H201ZM210 167V168H209ZM237 169H236V168ZM246 167V168H245ZM12 168V169H11ZM19 168H21L20 169V171L22 172V171H24V172H26L27 170H28V172H26L27 173V176L25 177V176H23L22 174H24L23 172L22 173H20L19 172ZM46 168H48V169H46ZM51 168V169H50ZM137 168V169H136ZM143 170H142V169ZM206 170H205V169ZM209 168V169H208ZM219 168V169H218ZM220 168H221V170H220ZM234 170H233V169ZM242 168V169H241ZM247 168H249L251 171H249V169H248V172L245 174V170L247 169ZM255 170H254V169ZM260 168H262V170L260 169ZM2 169V170H1ZM24 169H27L26 171L24 170ZM36 170V171H32V170ZM40 169V170H39ZM131 169L133 170V171H131ZM164 169V170H163ZM215 169V170H214ZM236 169V170H235ZM244 169V170H243ZM4 170V171H3ZM7 170V171H6ZM9 170V171H8ZM13 170V172L14 173H12L11 171ZM30 170L32 171L31 173L32 174H30L29 172H30ZM43 170V172H41L40 173V171H42ZM141 170V172H140V174H139V171ZM163 170V171H162ZM202 170H203V172H202ZM212 170V171H211ZM218 172H217V171ZM230 172H232V173H230L229 174V171ZM259 170V171H258ZM261 170V171H260ZM127 171V172H126ZM130 173H132V172H134L133 174H130ZM143 171L145 172V173H143ZM161 171V172H160ZM168 171V172H167ZM199 171H201V172H199ZM206 171H207V173H206ZM214 171V172H213ZM216 171V172H215ZM221 171V172H220ZM236 171H237V173H236ZM253 171H255L254 172V174H253ZM3 172H5V174L6 175H8L9 174V172H11L10 173V175H8L7 176V178L4 176V173ZM172 172V173H171ZM225 172H226V174H227V172H228V174L231 176V174H232V177L234 178H232V177H230L228 174V176L225 174ZM244 172V173H243ZM16 173V174H15ZM28 173H29V177H28ZM127 173H128V175H127ZM143 173V174H142ZM147 173V174H146ZM166 173V174H165ZM168 173V174H167ZM171 173V174H170ZM199 173H201V174H199ZM205 173V174H204ZM210 173V174H209ZM212 173V174H211ZM217 173V174H216ZM220 173H222V175L220 174ZM224 173V174H223ZM235 173V174H234ZM252 174V177H257V178H252L251 177V174ZM260 173V174H259ZM13 174V175H12ZM19 174V175H18ZM20 174H21V178H20ZM35 174V175H34ZM49 174V175H48ZM134 174H136V175H134ZM150 174V175H149ZM160 174H161V176H160ZM199 174V175H198ZM206 174H207V176H210V177H207L206 176ZM236 174H238V175H236ZM247 174H250V176L249 175H247ZM16 175H18L17 177H16ZM25 175V174H24ZM129 175H132V177L131 176H129ZM146 175V176H145ZM155 175H157L156 177H153V176H155ZM164 175H166V177L167 176H169V177H171L170 179H169V181H171V182H169V183H166V182H164ZM194 175V177H192ZM201 175H203V176H201ZM214 175V176H213ZM221 175V176H220ZM225 177H224V176ZM247 175V176H246ZM2 176H4V177H2ZM12 176V177H11ZM15 177V179L16 178H19L18 180L16 179H14V177ZM35 176V177H34ZM47 176V177H46ZM135 177V179L133 180V181H135V183L137 184V183H141L142 182V180H143V183H141V184H138V185H136V186H134L135 184H134V182L132 181V184H131V181H129L130 179H133L134 177ZM140 176H142V178L144 177V179H142L141 177L139 178ZM178 176V177H177ZM196 176V177H195ZM206 176V177H205ZM212 176V177H211ZM223 176V177H222ZM23 177H25L26 179L28 178V181L24 178L23 179ZM128 177V178H127ZM149 177H150V179H149ZM151 177H153L152 178V180L153 181H151ZM174 177V178H173ZM189 177H190V179H189ZM220 177H222V178H225L224 180H222V178L220 179ZM237 177H239V179H240V181L238 180V178ZM252 179H251V178ZM260 177V178H259ZM3 178H5V179H3ZM11 178V179H10ZM29 178H30V180H29ZM36 178V179H35ZM62 178V179H61ZM95 178H96V180H95ZM123 178H124V180H123ZM148 178V179H147ZM159 181V182H157V181H154V180H156V179ZM172 178H173V180H172ZM177 178V179H176ZM194 179V181L193 180H191V179ZM200 178V179H199ZM15 180V181H13V180ZM41 179V180H40ZM50 179V180H49ZM92 179V180H91ZM122 179V180H121ZM129 179V180H128ZM145 179L146 180H150V181H147V183L148 182H150V183H148V186H147V183H145L146 181H145ZM199 179V180H198ZM220 179V180H219ZM228 179V180H227ZM236 179H237V181H236ZM241 179H243V180H241ZM250 180L249 182H248V187H249V192H251L250 190H253L252 192H251V194L249 193H247V195H245L244 194V188H245V186L247 187V180ZM9 180H8V182H9ZM22 180V181H21ZM39 180V181H38ZM84 182V184H83V182ZM109 180V181H108ZM110 180H111V182H110ZM114 180V181H113ZM120 180V181H119ZM128 181V182H125V181ZM189 180V181H188ZM197 180V181H196ZM207 180H209V181H211V182H213L212 183V185H214V187H216V189H217V192L219 193V194H222V196L224 197L223 199H225L226 197V199L224 200V201H222L223 199L222 198H219V199H215V200H217V201H211V200H208V199H202L201 201H200V203L199 204H196V203H194L193 204V202H190V200H189V198L186 200V198H185V200L182 198L183 197V195H181L182 193L184 194V192L187 190V188H186V186L185 185H188L187 187H189V186H194V187H196V185H199V187L200 186H202V184H203V187L204 188H206L205 187V183L207 182ZM220 181V182H218V181ZM222 180V181H221ZM233 180H234V182H233ZM254 180V181H253ZM257 180H259L260 182L258 183V181ZM13 181V182H12ZM20 181V182H19ZM31 181H32V183H31ZM45 181V182H44ZM47 181V182H46ZM100 181H101V183H100ZM113 181V182H112ZM118 183H117V182ZM122 181L123 182H125V183H123V185H122ZM139 181V182H138ZM177 181V182H176ZM191 181H192V185H190L191 184ZM196 181V182H195ZM201 181V182H200ZM241 181H244V182H241ZM253 181V182H252ZM257 181V182H256ZM33 182L35 183V184H33ZM39 182H43V183H45V184H47V187H46V189L45 190H42V191H39V188H36V186L35 185H37V183L39 184ZM60 182H62V183H60ZM82 182V183H81ZM155 182H157V183H155ZM181 182V183H180ZM226 182V183H225ZM227 182L228 183H230L229 184V186H228V184H227ZM236 182V183H235ZM237 182H240V183H238L239 184V186L237 185ZM23 183V184H24ZM59 183V184H58ZM73 183V184H72ZM92 183V184H91ZM106 183V184H105ZM108 183H113V184H108ZM121 183V184H120ZM188 183V184H187ZM196 185H195V184ZM236 185H235V184ZM65 184V185H64ZM83 184V185H82ZM94 184V185H93ZM104 184V185H103ZM143 184H144V186H143ZM153 184V185H152ZM156 184H158V186H159V188H157L158 186L156 185ZM167 184V185H166ZM170 186H169V185ZM180 184V185H179ZM185 184V185H184ZM201 184V185H200ZM216 184H218V185H216ZM243 184V186L241 187V185ZM245 184V185H244ZM259 184V185H258ZM17 185H20V184H17ZM50 185V186H49ZM64 185V186H63ZM77 185V186H76ZM91 185V186H90ZM101 185V186H100ZM106 185H107V187H106ZM113 185V186H112ZM119 185V186H118ZM139 185H140V187H139ZM146 185V186H145ZM149 185H152L151 187L149 186ZM173 185V186H172ZM183 185H184V187H183ZM221 185V186H220ZM235 187H234V186ZM255 185V186H254ZM33 186H35V187H33ZM49 186V187H48ZM57 188H56V187ZM67 186V187H66ZM73 186H75V187H73ZM88 186V187H87ZM92 186H94V187H92ZM108 189L109 188V190L108 191H106L107 189L105 188V187ZM115 186H116V189H115ZM122 186V187H121ZM155 186V187H154ZM178 188H177V187ZM224 186V187H223ZM231 186V187H230ZM232 186H233V189H232ZM250 186H251V189H250ZM258 186V187H257ZM61 187V188H60ZM78 187H80V188H78ZM87 187V188H86ZM102 187H104V188H102ZM110 187H111V192H109L110 191ZM113 187V188H112ZM119 187H121V188H119ZM167 187V188H166ZM169 187H170V189H169ZM193 187V188H194ZM213 187V188H214ZM221 189H220V188ZM237 187V188H236ZM253 187V188H252ZM262 188V189H259V188ZM51 188V189H50ZM53 188H55V190L53 189ZM66 188V189H65ZM77 188V189H76ZM96 190H94V189ZM100 188V189H99ZM137 188V189H136ZM138 188H139V190H138ZM144 188H145V190H144ZM153 188V189H152ZM161 188V189H160ZM177 188V189H176ZM203 188V190L205 191L206 189H204ZM218 188H219V190H218ZM229 188V189H228ZM235 188V189H234ZM241 188V189H240ZM258 188V189H257ZM35 189V190H34ZM38 189V190H37ZM61 191H60V190ZM63 189V190H62ZM73 191H72V190ZM80 189V190H79ZM98 189V190H97ZM115 191H117V192H115ZM141 189V190H140ZM173 189V190H172ZM183 189V190H182ZM8 190V191H7ZM31 190V191H30ZM32 190H33V192H32ZM68 191V192H66V191ZM70 190V191H69ZM92 190V191H91ZM121 190V191H120ZM134 190V191H133ZM150 190V191H149ZM159 190H160V192H159ZM172 190V191H171ZM185 190V191H184ZM225 190V192H223ZM233 192H232V191ZM237 190V192H235ZM4 191V190H3ZM22 191V192H21ZM23 191H25V193L23 192ZM37 191V192H36ZM58 191H60V192H58ZM65 191V192H64ZM90 191V192H89ZM99 191V192H98ZM107 192V193H105V192ZM138 191V192H137ZM139 191H140V194L142 195V196H144V197H142L140 194H139ZM143 191V192H142ZM229 191H231V192H229ZM243 191V192H242ZM19 192V193H18ZM55 193L54 195H53V193ZM62 192V193H61ZM73 192V193H72ZM77 192V193H76ZM97 192V193H96ZM147 192V193H146ZM168 192V193H167ZM206 192V191H205ZM226 192H228L227 194H226ZM9 193H10V195H9ZM11 193H13L14 195H12ZM17 193L19 194V195H17ZM28 193H29V195H28ZM46 193H48V194H46ZM75 193V194H74ZM88 193V194H87ZM91 193V194H90ZM96 193V194H95ZM98 193H101V194H98ZM102 193H104V194H102ZM120 195H119V194ZM136 193V197H138V198H136L135 197V195L134 194ZM152 193V195H150ZM225 193V194H224ZM236 194L237 193V195H234V194ZM239 193V194H238ZM27 194V195H26ZM36 194H38V195H36ZM45 194V195H44ZM59 194V195H58ZM62 194V195H61ZM67 194V195H66ZM72 195V196H69V195ZM109 194H111L110 196H109ZM114 194V195H113ZM134 196H132V195ZM246 196H244V195ZM253 194V195H252ZM258 194H260V195H258ZM3 195H0L1 197L3 196ZM8 195L12 198H10V197H8ZM23 195V196H22ZM53 195V196H52ZM84 197H83V196ZM87 195H89V196H87ZM100 195V196H99ZM102 195V196H101ZM108 195V196H107ZM147 195V196H146ZM226 195V196H225ZM256 195V196H255ZM14 196H16V198L14 197ZM17 196H19V198L17 197ZM26 198H25V197ZM52 198H51V197ZM55 196V197H54ZM62 196V197H61ZM76 196V197H75ZM105 196V197H104ZM115 196H117V197H115ZM128 196H131V197H129V198H127ZM167 196V197H166ZM179 196V197H178ZM229 196H230V198H232V197H235L234 199L232 198L231 199V201L230 200H228L229 199ZM236 196H237V198H236ZM240 196V202H239V200H238V206H237V199H239L238 197ZM251 198V199H249V197ZM261 196V197H260ZM50 197V198H49ZM70 197H72V198H70ZM77 197H79V199L77 198ZM90 197V198H89ZM92 197L94 198V202L97 200V198H98V201L96 202V205L98 206V207H102V208H97V206L96 205H94L95 203L92 201ZM118 197H120V198H118ZM142 197V198H141ZM147 197V198H146ZM175 197L176 198H178L177 199V202H175L176 204H174V203H172L171 204V202H172V200H174L175 199ZM259 197L262 199V200H259ZM29 198V199H28ZM36 198V199H35ZM70 198V199H69ZM87 198H89V199H87ZM104 198V199H103ZM116 198V199H115ZM132 198V199H131ZM140 198V199H139ZM145 198V199H144ZM179 198H181L180 199V202H179ZM244 198V200H246V201H244V200H242ZM246 198V199H245ZM17 199H20V200H17ZM59 199H61L60 201H58ZM63 199V200H62ZM69 201H67V200ZM75 200L76 199V201H74L73 202V200ZM83 200V202H82V200ZM105 199H108V200H105ZM114 199V200H113ZM118 199H120L121 201H119ZM130 199V200H129ZM134 199H135V202L137 201V203H135L134 202ZM150 199V200H149ZM9 200H10V203H9ZM16 200H17V202H16ZM25 201L26 200V203H28V204H24V202L23 201ZM29 200V201H28ZM38 200V201H37ZM51 200V201H50ZM67 201L68 203L66 204L65 202H63V201ZM70 200H71V202H70ZM78 200H80V201H78ZM86 200V201H85ZM90 200H91V202H90ZM99 200H101L100 201V203L101 202H103V203H99ZM110 200H112V201H110ZM117 200V201H116ZM132 200H133V202H132ZM171 200V201H170ZM247 200H248V202H249V200H251L249 203H247L248 205H246L245 203L247 202ZM256 200V201H255ZM13 201V202H12ZM28 201V202H27ZM49 201V202H48ZM54 201H55V204H53L54 203ZM78 201V202H77ZM85 201V202H84ZM90 203H89V202ZM123 201V202H122ZM190 203H189V202ZM230 201V202H229ZM234 201H236L235 203H236V205H235V203H234ZM244 201V202H243ZM253 201V202H252ZM262 201V202H261ZM30 202V203H29ZM40 202V203H39ZM61 202V203H60ZM73 202V203H72ZM109 202L111 203L110 205H109ZM112 202H113V205H112ZM118 202V203H117ZM163 202V203H162ZM168 202V203H167ZM170 202V203H169ZM182 202H184V203H182ZM226 202V203H225ZM233 203V205H231L232 203ZM241 202L243 203L242 205H241V207L242 206H244L243 208H241L240 207V204H241ZM14 203L15 204V206H14V204L12 205V204ZM20 205H19V204ZM23 203V204H22ZM32 203V204H31ZM38 203H39V205H38ZM49 203H52L53 204V206L51 205V204H49ZM60 203V204H59ZM77 203H79V205L77 204ZM83 205H82V204ZM88 203V204H87ZM126 203V204H125ZM131 203V204H130ZM144 203V204H143ZM162 203V204H161ZM214 205H213V204ZM257 203V204H256ZM10 204L13 206V208H12V206L10 207ZM43 204V205H42ZM66 204V205H65ZM73 204H74V207H73ZM77 204V205H76ZM87 206V207H85V205ZM89 204H91V205H89ZM103 204V205H102ZM107 204V205H106ZM117 204V205H116ZM120 204H122L121 206H119V207H121V209H118V205H120ZM130 204V205H129ZM157 204V205H156ZM179 204V205H178ZM217 204V205H216ZM228 204H230L229 206H228ZM25 205V206H24ZM29 205V207H27ZM31 205H33V206H31ZM35 205V206H34ZM42 207H41V206ZM56 205V206H55ZM59 205V206H58ZM61 205V206H60ZM68 205L70 206V205H72L71 206V210H72V213H73V211H75L76 209L75 208H77V210L73 213V217H72V213H71V210L70 211H68L69 209L67 208L68 207ZM95 206V208H94V206ZM100 205V206H99ZM114 205H116L115 207H114ZM129 205V206H128ZM140 205V206H139ZM164 205V206H163ZM249 205H250V207H249ZM256 205V206H255ZM39 206H40V208H39ZM50 206V207H49ZM64 206L67 208V210H66V208H64ZM83 206V207H82ZM103 206L105 207V208H103ZM126 208H125V207ZM132 206V207H131ZM149 206V207H148ZM152 206V207H151ZM160 206V207H159ZM168 206H169V208H168ZM208 206V208H206ZM235 206H237V207H235ZM248 206V207H247ZM263 207V208H261L260 209V207ZM15 207V208H14ZM32 207V208H31ZM33 207H35V208H37L38 207V210L37 209H35V208H33ZM47 207V208H46ZM57 207V208H56ZM85 207V208H84ZM91 207H92V209H91ZM109 207V208H108ZM144 207V208H143ZM146 207V208H145ZM178 207V208H177ZM203 207H205V208H203ZM227 207V208H226ZM229 207V208H228ZM231 207H233V208H231ZM252 207V208H251ZM13 209V212H10V214H9V210L10 211H12V209ZM18 210H17V209ZM20 208V209H19ZM23 208V209H22ZM50 208V211L48 210ZM56 208V209H55ZM80 208H82V209H80ZM87 208H88V210H87ZM108 208V209H107ZM112 208H114V209H112ZM131 208H132V210H131ZM143 210H142V209ZM148 208V209H147ZM154 208V209H153ZM165 208V209H164ZM201 208H203V210L201 209ZM239 208V209H238ZM258 208V210H256ZM9 209V210H8ZM22 209V210H21ZM25 209H27V210H25ZM28 209H31V210H28ZM33 209H35V211H32ZM44 209H46V210H44ZM53 209V210H52ZM60 209H63V210H59ZM75 209V210H74ZM80 209V210H79ZM83 209H85V210H83ZM90 209V210H89ZM98 209H99V211H98ZM102 209H104V210H102ZM111 209V210H110ZM118 209V210H117ZM127 209V210H126ZM134 209H135V211H134ZM168 209V210H167ZM211 209V210H210ZM226 209H228V210H230V211H228V210H226ZM252 209V210H251ZM24 210V211H23ZM68 211V212H66V211ZM87 210V211H86ZM93 210H95V211H97V212H95V211H93ZM109 210V211H108ZM112 210H117V211H115V213H116V215H114L115 213H114V211H112ZM138 210V211H137ZM207 212H206V211ZM231 210H232V212H231ZM244 212H243V211ZM247 210V211H246ZM260 210V211H259ZM26 211V212H25ZM30 211H32V212H30ZM41 211V212H40ZM63 211V212H62ZM65 211V212H64ZM78 211H80V212H78ZM86 211V213L85 214H87L88 213V215H86L85 216V214H84V212ZM89 211H90V213H89ZM93 213H92V212ZM110 211H112L113 212V214H112V212H110ZM123 211H126V212H124L123 213ZM131 211V212H130ZM141 211V212H140ZM145 211L147 212H149V213H145ZM150 211H152V212H150ZM160 211V212H159ZM178 211V212H177ZM192 211V212H191ZM211 211V212H210ZM239 211H241V212H239ZM247 213H246V212ZM16 212H18L19 214H17ZM23 212V213H22ZM29 212V213H28ZM39 212V213H38ZM44 212V213H43ZM59 212L60 213H62V214H60L59 215ZM99 212V213H98ZM107 212H109V213H107ZM121 214H120V213ZM133 212V213H132ZM171 212H172V214H171ZM210 214H209V213ZM221 212H223L224 214L221 216L220 215V213ZM236 212V213H235ZM253 212V213H252ZM8 213V214H7ZM11 213L12 214H14L15 213V215H11ZM20 213H22V214H24V215H21L22 216V218H21V216H20ZM43 213V214H42ZM46 213H49L48 215H46ZM51 213V214H50ZM53 213H54V215H53ZM96 213H98V215L96 214ZM104 213H105V215H107V216H105L104 215ZM119 213V214H118ZM132 213V214H131ZM136 214V217H134L135 216V214ZM138 213V214H137ZM162 213V214H161ZM212 213V214H211ZM213 213H215V215L213 214ZM238 213V214H237ZM241 213H245V214H241ZM259 213V214H258ZM17 214V215H16ZM25 214H26V216H25ZM27 214H28V216H27ZM31 214V215H30ZM35 214V215H34ZM68 214V215H67ZM69 214H70V216H69ZM82 214V215H81ZM90 214V215H89ZM94 214V215H93ZM96 214V215H95ZM134 214V215H133ZM139 214H141V215H139ZM147 216H146V215ZM149 214V215H148ZM159 214V215H158ZM211 215V216H209V215ZM235 214V215H234ZM240 214V215H239ZM252 214V215H251ZM254 214H256L255 216H254ZM8 215H10V217L8 216ZM39 215V216H38ZM47 217H46V216ZM53 215V217L54 218H52L51 216ZM62 215H64V218H66L65 216H69L68 218H66V221H64L65 219L64 218H61L62 217ZM91 215H93V217L91 216ZM102 215V216H101ZM119 215H121V216H119ZM122 215L123 216H125V219H124V217H122ZM130 215H132V216H130ZM139 215V216H138ZM157 215V216H156ZM200 215V216H199ZM204 215V216H203ZM232 215V216H231ZM237 215V216H236ZM244 215H245V219H244ZM249 215V216H248ZM16 217V218H18L19 216V218L18 219H13V217ZM37 216V217H36ZM45 216V217H44ZM60 216V217H59ZM78 216H80L79 218H78ZM96 216H97V218H96ZM104 216V217H103ZM114 218V219H112V217ZM119 216V217H118ZM130 216V217H129ZM162 218H161V217ZM189 216V217H188ZM199 216V217H198ZM220 216V217H219ZM239 216H241L240 218H239ZM246 216H247V219H246ZM258 216H260V217H258ZM263 216V217H262ZM14 217V218H15ZM25 219H24V218ZM33 217V218H32ZM58 217V221H57V218ZM88 217V218H87ZM96 219H95V218ZM98 217H102L103 219V221H100L99 220V218ZM106 217V218H105ZM116 217H117V220H116ZM122 219H121V218ZM128 217V218H127ZM135 218L134 220H133V218ZM143 217V218H142ZM159 217V218H158ZM203 217V218H202ZM214 217V218H213ZM254 219H253V218ZM20 218H21V220H20ZM30 218V219H29ZM32 218V219H31ZM46 218H47V220H46ZM50 218V219H49ZM61 218V219H60ZM72 220H71V219ZM92 218H94L96 221H100L99 223H98V226H99V228H97L98 226H96L95 225V222L96 221H94V224H93V220L94 219H91ZM110 220H109V219ZM139 220H138V219ZM175 218V219H174ZM179 218V219H178ZM215 218H217V220L219 221V223H217V225H216V222H218V221H216V219ZM229 218V219H228ZM231 218V219H230ZM237 218V219H236ZM257 218H259L258 220H256ZM24 219V220H23ZM33 219H34V221H36L37 223H38V226L36 225V224H34L35 222L33 221ZM37 219V220H36ZM40 219V220H39ZM56 219V220H55ZM62 219H64V220H62ZM69 219V220H68ZM90 219V220H89ZM123 219H124V221H123ZM130 219H132V223H130L131 222V220L129 221ZM137 219V220H136ZM146 221H145V220ZM179 221H178V220ZM214 219V220H213ZM224 219V220H223ZM233 219V220H232ZM234 219H236V221H234ZM8 220H11V222H9ZM12 220L14 221L15 220V222H14V224H15V226L17 227L16 229L14 228L15 226H13L14 224H13V222H12ZM25 220H28V224H26L27 223V221L26 222H24ZM31 220V221H30ZM44 220V221H43ZM50 220V221H49ZM52 220H54V221H52ZM61 220V221H60ZM90 222V223H92V224H90L89 223V225H88V221ZM104 220L106 221V222H104ZM110 221V224H113V222H114V224L113 225H110V227L111 226H113L114 227V225L115 226H117V228L118 227H122L123 228V233H122V228H116V227H111L112 228V230H115V231H112L113 232V235L111 236V234H112V232H111V230L109 231V229H111L110 227H109V222H107V221ZM113 220V221H112ZM148 220H150V222H148ZM216 221V222H213V221ZM222 220V221H221ZM228 220H231V221H229L228 222ZM241 220H243L242 222H241ZM255 220V221H254ZM22 223H21V222ZM46 221V222H45ZM69 221V222H68ZM92 221V222H91ZM112 221V222H111ZM117 221V222H116ZM119 221V222H118ZM123 221V222H122ZM127 221H129V225L130 226H128L127 225ZM133 221L134 222H136V223H133ZM142 221H143V223H142ZM199 221V222H198ZM211 222V224H210V222ZM250 221H251V223H250ZM7 222V225H4V224H2V223H6ZM18 222V224H16ZM41 222V223H40ZM65 222H67L66 223V225H65ZM81 222V223H80ZM86 222V223H85ZM103 222H104V224L105 223H107V227L103 224ZM116 222V223H115ZM139 222V223H138ZM178 222V223H177ZM190 222V223H189ZM192 222V223H191ZM238 222L240 223V225H238ZM255 222V223H254ZM9 223V224H8ZM12 223V224H11ZM24 223V224H23ZM44 223H47V224H44ZM57 225H61V224H63L64 223V225H63V227H62V225H61V227H59V226H57ZM76 223V224H75ZM79 223V224H78ZM96 223V224H97ZM120 223V224H119ZM124 223V225H122ZM138 223V224H137ZM143 224V225H141V224ZM201 223V224H200ZM213 223V224H212ZM215 223V224H214ZM236 223V224H235ZM11 224V225H10ZM21 226H20V225ZM54 226H53V225ZM84 224H87V225H84ZM101 224L103 225L102 226V228H101ZM198 224V225H197ZM199 224H200V226H199ZM219 224V225H218ZM228 224H230V225H228ZM235 224V225H234ZM242 224V225H241ZM9 225L10 226H13V229L12 230H10L12 227H9ZM18 225H19V227H18ZM23 225V226H22ZM31 225V226H30ZM33 225H34V227H33ZM41 225V226H40ZM70 225V227H68ZM95 225V226H94ZM134 225V226H133ZM139 226V227H141V228H138L137 229V227L136 226ZM194 225H195V227H194ZM203 225V226H202ZM238 225V226H237ZM24 226H26V228L24 227ZM28 226V227H27ZM29 226L32 228H30L32 231H30L28 228H29ZM35 226H37V228L35 227ZM45 228H44V227ZM51 226V227H50ZM67 226V227H66ZM74 228V230H73V228ZM89 226V227H88ZM106 228H105V227ZM125 228H127L128 229V231H127V229H125V232H124V227ZM142 226H143V228H142ZM144 226L146 227V228H144ZM181 226V227H180ZM183 226V227H182ZM198 226V227H197ZM202 226V227H201ZM234 226V227H233ZM3 227V228H4ZM5 227V228H6ZM54 227V228H53ZM57 227V228H56ZM59 227V228H58ZM81 227V228H80ZM82 227H84L83 228V230H82ZM91 227H92V230H90L91 229ZM130 227V228H129ZM204 227V228H203ZM211 227V228H210ZM212 227H214L213 229H215V230H213L212 229ZM223 227V228H222ZM225 227V228H224ZM237 227V228H236ZM2 227H0V229H1ZM44 228V229H43ZM51 228H53V229H51ZM56 228V229H55ZM62 228V229H61ZM68 228H70L69 230H70V232L73 230V232H69V230H68ZM87 230H86V229ZM107 228H109L108 230H107ZM116 228V229H115ZM134 228V229H133ZM136 228V229H135ZM197 228V229H196ZM209 228V229H208ZM217 228V229H216ZM236 228V229H235ZM24 229V230H23ZM39 231V233L37 232V230ZM59 229H60V231H59ZM76 229H80L79 231H81V232H79L78 230H77V232H76ZM85 229V230H84ZM95 229V230H94ZM106 229V230H105ZM131 230V232H130V230ZM141 229V230H140ZM146 231H144V230ZM153 229V230H152ZM180 229V230H179ZM184 229V230H183ZM227 229V230H226ZM238 229V230H237ZM239 229H241V230H239ZM13 230H16V231H14V233H13ZM25 230H27V231H25ZM43 230H45V231H43ZM47 230H49V231H47ZM53 230H56V231H53ZM96 230H98V231H96ZM101 230H103V231H101ZM117 230H119V231H117ZM120 230H121V232H120ZM132 230H134L133 231V233H132ZM207 230H209V232L207 231ZM221 230V231H220ZM234 230V231H233ZM248 230V231H247ZM11 231V232H10ZM25 231V232H24ZM33 231H34V233L36 232V234H34L33 233ZM68 231V232H67ZM83 231H87V232H83ZM94 231H96V232H94ZM161 231V232H160ZM182 231V232H181ZM187 231V232H186ZM189 231V232H188ZM201 231V232H200ZM206 231V232H205ZM212 231H213V233H214V237L211 235V233H212ZM226 231H227V233H226ZM5 232V233H4ZM10 232V233H9ZM19 232L21 233V234H19ZM42 232H43V234H42ZM74 232H75V234H74ZM78 232H79V236H77L76 237V235H78ZM91 232V233H90ZM99 232H101V233H99ZM104 232V233H103ZM107 232V233H106ZM116 232H120V233H117L116 234ZM130 233V235H129V233ZM138 234H137V233ZM140 232V233H139ZM156 232V233H155ZM174 232V233H173ZM219 232V233H218ZM2 233V234H1ZM8 233V234H7ZM12 233L13 234H15L14 235V237L12 236ZM25 233H27V234H25ZM45 233V234H44ZM73 233V234H72ZM84 233V234H83ZM94 233H95V235H94ZM110 233V234H109ZM115 233V234H114ZM128 233V235H126ZM132 233V234H131ZM137 234V235H134V234ZM142 233H144V235L142 234ZM155 233V234H154ZM184 233V234H183ZM207 233V234H206ZM212 233V234H213ZM222 233V234H221ZM5 234V235H4ZM8 236H7V235ZM47 234H49L48 236H47ZM53 234V235H52ZM83 234V235H82ZM90 234V235H89ZM109 234V235H108ZM120 234V235H119ZM141 234V235H140ZM194 234V235H193ZM237 234V235H236ZM10 235V236H9ZM18 235V236H17ZM26 235H28V237L26 236ZM36 235V236H35ZM41 235H43V237L41 236ZM55 235V236H54ZM73 235H75V236H73ZM92 235V236H91ZM100 235V236H99ZM102 235H105V236H102ZM117 235H119L118 237L119 238H116V241L118 240V239H120L121 240V238H123V240H118V242L116 243V246H115V237H117ZM138 235H140L141 237H139L138 238ZM147 235V236H146ZM150 235V236H149ZM198 235H199V237H198ZM247 235V236H246ZM7 238V241H6V239L4 238ZM25 236V237H24ZM51 236H53V238H55V239H53V243H51L52 242V240L50 239V238H52ZM84 236H86V238L84 237ZM95 236H97V237H95ZM103 237V240H102V237ZM109 237V238H107V237ZM130 236H131V238H132V240L130 239L129 240V238H130ZM203 238H202V237ZM234 236V237H233ZM237 236H239V237H237ZM17 239H16V238ZM36 237V238H35ZM46 237V238H45ZM50 237V238H49ZM72 237H74V238H72ZM95 237V238H94ZM111 237H113L112 239H111ZM128 237V238H127ZM136 237V238H135ZM144 237H145V239H144ZM188 237V238H187ZM226 237V238H225ZM13 239V241H12V239ZM23 238V239H22ZM32 238L34 239V240H32ZM41 238V239H40ZM48 238H49V240H48ZM80 238V239H79ZM99 240H98V239ZM104 238H106V241H105V239ZM127 238V239H126ZM141 238H143L142 240H140ZM148 238V239H147ZM214 238V239H213ZM225 238V239H224ZM11 239V240H10ZM27 241H26V240ZM29 239V240H28ZM37 239V240H36ZM73 239H75L76 241H74ZM141 241H139V240ZM155 239V240H154ZM185 239H186V241H185ZM202 239V240H201ZM6 242H5V241ZM80 240V242H78ZM92 240V241H91ZM95 240V242H93ZM97 240V241H96ZM112 240V241H111ZM125 240H127V241H125ZM128 240H129V242H128ZM144 240V241H143ZM236 240V241H235ZM11 241V242H10ZM38 241L40 242V244L38 243ZM46 241V242H45ZM47 241H48V243H47ZM87 241V242H86ZM105 242V244H103L102 242ZM109 241V242H108ZM114 241V242H113ZM124 241L126 242V243H124ZM158 241V242H157ZM200 241V242H199ZM203 241V242H202ZM211 241V242H210ZM4 243V245H3V247H2V243ZM13 242V243H12ZM15 242V243H14ZM24 242H25V244H24ZM29 242V243H28ZM42 242V243H41ZM82 242V243H81ZM88 242H89V245H88ZM121 243V245H119L118 243ZM140 242V243H139ZM155 242H157V243H155ZM227 242H229V243H227ZM256 242V243H255ZM12 243V244H11ZM17 243H19V244H17ZM22 243V244H21ZM32 243V245H30ZM51 243V244H50ZM74 243V244H73ZM92 243V244H91ZM95 243V244H94ZM106 243H107V245H106ZM114 243V244H113ZM128 243V246H130V247H128L127 245L125 246V245H123V244H127ZM132 243H134V244H132ZM201 243V244H200ZM211 243H212V245H211ZM7 244V245H6ZM15 244V245H14ZM21 244V245H20ZM24 244V245H23ZM28 244V245H27ZM37 244V245H36ZM42 244V245H41ZM83 244V245H82ZM85 244V245H84ZM99 244V245H98ZM112 244H113V246L114 247H112ZM146 244V245H145ZM258 244H259V246H258ZM12 245V246H11ZM17 245V246H16ZM39 245V246H38ZM47 245V246H46ZM110 245V246H109ZM132 245H133V247H132ZM144 245H145V247H144ZM202 245L204 246V247H202ZM222 245V246H221ZM23 246V247H22ZM30 246V247H29ZM110 247L111 248V251H109V249H108V247ZM118 246H119V248H118ZM134 246H136V247H134ZM216 246V247H215ZM218 246V247H217ZM16 247L18 248V247H20L21 248V250L19 251V249L20 248H18L17 250H16ZM28 247V248H27ZM75 247H76V249H75ZM104 247V248H103ZM118 248V249H116V248ZM143 247V248H142ZM149 247V248H148ZM196 247H198V249L196 248ZM209 247V248H208ZM233 247V248H232ZM5 248V249H4ZM41 248V249H40ZM49 248V249H48ZM81 248L83 249V250H81ZM84 248H85V250H84ZM88 248H89V250H88ZM90 248H92V250H90ZM100 248H102V249H100ZM106 248V249H105ZM113 248V249H112ZM135 248V249H134ZM156 248V249H155ZM179 248V249H178ZM2 249H4V250H2ZM8 249V250H7ZM12 249V250H11ZM40 251H39V250ZM118 250V251H116V250ZM130 249H134V250H130ZM138 249V250H137ZM148 249V250H147ZM153 249H155L154 251H153ZM158 249H159V251H158ZM228 249H230V250H228ZM237 249V250H236ZM7 252H6V251ZM16 250V251H15ZM38 250V251H37ZM41 250H44V251H41ZM49 250H50V252H49ZM77 250H79V251H77ZM80 250H81V252H80ZM107 250V251H106ZM120 250H123V251H120ZM126 250H128L127 252H125ZM139 250L141 251V252H139ZM143 250V251H142ZM179 250V251H178ZM224 250V251H223ZM234 251V253H233V251ZM4 251H5V254L7 255V258L5 257L6 255H4L3 253H4ZM11 251H12V253H11ZM24 251V252H23ZM89 251V252H88ZM129 251H132V253L131 252H129ZM135 251V252H134ZM149 253V254H147V252ZM151 251H153V253L151 252ZM200 251V252H199ZM211 251V252H210ZM216 251H217V254H216ZM245 251V252H244ZM18 252H21V254L19 253V257H18ZM23 252V253H22ZM43 252V253H42ZM46 252V253H45ZM112 252V253H111ZM117 252H119L120 254L121 253H123L122 254V256L119 254V253H117ZM125 252V253H124ZM143 252V253H142ZM205 252V253H204ZM219 252V253H218ZM8 253H9V255L11 254V256H9L8 255ZM42 253V254H41ZM109 253V254H108ZM137 255H135V254ZM230 253V255H228ZM237 253V254H236ZM22 254H25V255H22ZM50 254V255H49ZM111 254V255H110ZM116 254V255H115ZM119 254V255H118ZM129 254H131L130 256H129ZM162 254V255H161ZM170 254V255H169ZM206 254V255H205ZM222 254V255H221ZM22 255V256H21ZM36 255H39V256H36ZM48 257H47V256ZM114 255V256H113ZM127 255V258L125 257ZM152 255V256H151ZM155 255V259H154V256ZM158 257H157V256ZM221 256V258H219L220 256ZM232 255H234V256H232ZM251 255H253V256H251ZM255 255V256H254ZM264 255V254H263ZM13 256H15V257H17V258H14ZM28 256H29V258H28ZM44 256V257H43ZM46 256V257H45ZM117 256H120V258L119 257H117ZM134 256V257H133ZM140 258H139V257ZM150 256V257H149ZM206 256H207V259H206ZM217 256V257H216ZM230 256H232V257H230ZM21 257V258H20ZM24 257V258H23ZM26 257V258H25ZM114 257V258H113ZM124 257H125V259H124ZM138 257V258H137ZM227 257V258H226ZM233 257H234V259H233ZM262 257V258H261ZM4 258V260H2ZM6 258V259H5ZM19 258V259H18ZM34 258V259H33ZM59 258V259H58ZM76 258V259H75ZM131 258V259H130ZM136 258V259H135ZM146 258V259H145ZM168 258H169V260H168ZM212 258V259H211ZM17 259H18V262H17ZM21 259H23L22 261H19V260H21ZM33 261H32V260ZM38 259H39V261H38ZM44 259V260H43ZM47 259V260H46ZM114 259V260H113ZM117 259H118V261H117ZM119 259L122 261V263H121V261H119ZM133 259L136 261H133ZM153 259H154V261L157 259V261H153ZM222 259V260H221ZM34 260H35V262H34ZM59 260H61L60 262H59ZM140 260V261H139ZM220 262H219V261ZM225 260H226V262H225ZM4 261V262H3ZM7 261V262H6ZM24 261H25V263H24ZM46 261V262H45ZM149 261V262H148ZM207 261V262H206ZM224 261V262H223ZM12 262V263H11ZM38 262V263H37ZM110 262V263H109ZM134 262V263H133ZM137 262H139V263H137ZM144 262V263H143ZM236 263V262H235ZM259 263V264H260Z\"/></svg>", "mask_w": 264, "mask_h": 264}, {"label": "snow or ice", "instance_id": "obj_3", "mask_svg": "<svg viewBox=\"0 0 264 264\" xmlns=\"http://www.w3.org/2000/svg\"><path fill=\"white\" fill-rule=\"evenodd\" d=\"M229 2L231 3V0H229Z\"/></svg>", "mask_w": 264, "mask_h": 264}]
</instances>
